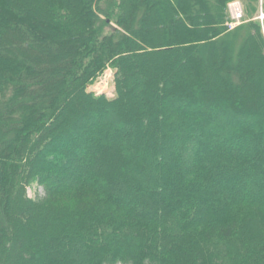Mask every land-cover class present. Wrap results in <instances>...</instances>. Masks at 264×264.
I'll list each match as a JSON object with an SVG mask.
<instances>
[{
  "label": "trees",
  "instance_id": "1",
  "mask_svg": "<svg viewBox=\"0 0 264 264\" xmlns=\"http://www.w3.org/2000/svg\"><path fill=\"white\" fill-rule=\"evenodd\" d=\"M229 1L0 0V264H264V31Z\"/></svg>",
  "mask_w": 264,
  "mask_h": 264
},
{
  "label": "rangeland",
  "instance_id": "2",
  "mask_svg": "<svg viewBox=\"0 0 264 264\" xmlns=\"http://www.w3.org/2000/svg\"><path fill=\"white\" fill-rule=\"evenodd\" d=\"M232 1V0H231ZM231 1H229L228 2V4L231 2ZM242 1V3H243V5H244V19H243V21L241 22V23H243L244 21H246V20H254V21H257V22H259L260 23V25H261V28H262V30L264 31V26H262V23H261V21H259V20H256L255 18H256V16H257V13L256 14H253V15H250L248 12H247V9H248V7H247V0H241ZM229 10V9H228ZM228 16H229V12H228ZM229 20H230V17H229ZM240 23V24H241ZM109 70V72H110V74H111V78H106L105 76L107 75V71ZM98 78H100L99 80H97ZM115 74H114V70L110 67V68H108L100 77H96L92 82H90L89 84H88V86H87V89H88V91H94L95 92V94H103L102 93V91H107V93L105 94V95H107V96H113L114 94H115ZM97 83H100V84H102V86H104L103 88L104 89H102L101 91H99V90H96V88H95V86L97 85ZM148 110V109H147ZM124 158H125V156H122L121 158H120V161H123V162H125V160H124ZM165 159H166V157H164ZM106 160L107 159H102L101 161H98V164H104V162H106ZM116 166V165H115ZM118 167V166H117ZM117 167H112L111 169L109 168L108 169V171H107V175L106 176H104L101 180H106V179H108V178H111V177H114V175L116 174V168ZM114 169V170H113ZM97 170V169H96ZM95 170V171H96ZM131 175V177L133 176L132 175V173H130ZM131 177H129V175H127V176H125V177H123L124 178V180L125 179H129V178H131ZM27 193H28V195H29V197H31V198H36L37 196H41V197H43L44 196V194H45V190L43 189V187L42 186H40V185H38L37 183H34V184H32V185H30L28 188H27ZM78 262H80V264H82L83 262H81V261H78Z\"/></svg>",
  "mask_w": 264,
  "mask_h": 264
},
{
  "label": "built area",
  "instance_id": "3",
  "mask_svg": "<svg viewBox=\"0 0 264 264\" xmlns=\"http://www.w3.org/2000/svg\"><path fill=\"white\" fill-rule=\"evenodd\" d=\"M258 14L256 20L261 21L264 26V0H258ZM228 12L230 20L228 22L229 29L237 27L244 19V5L241 0H232L228 4Z\"/></svg>",
  "mask_w": 264,
  "mask_h": 264
},
{
  "label": "bare ground",
  "instance_id": "4",
  "mask_svg": "<svg viewBox=\"0 0 264 264\" xmlns=\"http://www.w3.org/2000/svg\"><path fill=\"white\" fill-rule=\"evenodd\" d=\"M105 77H106V78H111V74H110V72H108L107 75H106ZM103 87H104V86H102V84H100V83H97V85L95 86V88H96L97 90H99V91H101L102 89H104Z\"/></svg>",
  "mask_w": 264,
  "mask_h": 264
},
{
  "label": "water",
  "instance_id": "5",
  "mask_svg": "<svg viewBox=\"0 0 264 264\" xmlns=\"http://www.w3.org/2000/svg\"><path fill=\"white\" fill-rule=\"evenodd\" d=\"M107 72H109V70H108ZM99 79H100V78H98L97 80H99ZM102 93H103V94H106L107 91H102Z\"/></svg>",
  "mask_w": 264,
  "mask_h": 264
}]
</instances>
